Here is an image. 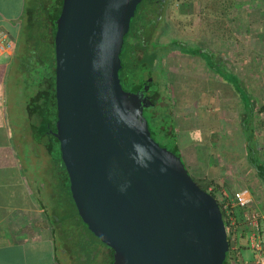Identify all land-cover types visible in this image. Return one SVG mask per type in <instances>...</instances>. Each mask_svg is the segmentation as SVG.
Instances as JSON below:
<instances>
[{
	"label": "water",
	"instance_id": "obj_1",
	"mask_svg": "<svg viewBox=\"0 0 264 264\" xmlns=\"http://www.w3.org/2000/svg\"><path fill=\"white\" fill-rule=\"evenodd\" d=\"M141 0H62L53 20L57 139L82 221L111 264H224L226 226L214 196L144 115L147 79L127 89L121 52Z\"/></svg>",
	"mask_w": 264,
	"mask_h": 264
},
{
	"label": "rangeland",
	"instance_id": "obj_2",
	"mask_svg": "<svg viewBox=\"0 0 264 264\" xmlns=\"http://www.w3.org/2000/svg\"><path fill=\"white\" fill-rule=\"evenodd\" d=\"M166 4L163 17H161L162 24L158 30L160 43L169 41L173 37L185 40L191 46L207 48L212 53L216 66L221 68V71L224 69L227 72L226 79L230 82L227 83V80L220 77L219 69H209L199 56L184 54L179 50L163 54V56L159 55L160 59L158 58L153 67L159 102L152 110L167 117L166 123L173 128L174 141L171 139L165 143L158 134H155V139L163 145L165 144L169 149L175 143L184 141V134L177 131L173 125V119L166 114L168 109H172L175 117L181 112L186 113L189 117L192 116L193 125L197 124L202 128L209 127L211 129L213 123L214 131L209 132L219 133L218 142H221L220 138L224 129L223 120L226 114H224L225 104L228 100L239 99L238 85L248 93L256 110V143L260 148V155L264 159V110H261L264 106V0H167ZM24 39L20 28L14 57L6 72L5 114L7 127L8 131L13 132L15 138V142L11 143L18 154V163L21 166L20 178L23 180L24 177L23 182H28L31 187L33 185L35 189L38 187L35 199L43 205L49 214L48 223H53L51 215L63 214L70 218L74 216L75 208L62 194L59 181L64 175V171L51 159L52 155L57 156L56 144L51 148L52 152L49 153L48 158L44 147L37 143L41 140L43 143L51 142L49 139L50 127L43 131L38 129L32 137L33 142L22 138L30 129L27 104L30 102V95L34 93L38 81L41 79L42 67L40 68L38 65H40V61L43 62L42 57L40 60L35 59L26 74L20 73V65L26 61L28 56ZM162 57L165 58V61L162 60ZM52 60V53L49 52V74L46 76L49 79L53 75ZM139 80L142 82L144 79L139 78ZM238 80L239 83L234 84ZM49 94H51V90H49ZM232 94L233 96H231ZM49 105L53 107L52 103H48L46 105L48 109ZM197 108L200 109L197 110ZM145 112L149 114L148 110ZM51 119L52 116L47 117V120ZM196 121L198 122L196 123ZM207 121H212L209 126ZM200 122H203L204 125L201 126ZM150 124L153 130H156L154 118H150ZM12 125L15 126V129ZM187 135L195 139L198 133L190 132ZM202 137L205 138L204 135ZM220 158L223 160L224 156ZM236 165L238 166V163ZM220 178H207L198 181L201 183L213 181L207 189L214 192L225 213L233 212L237 221L238 244L241 245L243 255L250 259L251 251L246 239L241 236V232L244 230L243 215L239 208L233 206L232 201L234 193L241 189L234 191V188L230 186V181H222ZM250 182L252 183L250 188L252 192H247L250 209H254L260 214L259 222L264 248V185L252 172ZM230 190H232V196L226 195ZM78 222L74 219H65L63 226H58L56 229L50 228L48 231L40 230L39 235L41 233V235L49 237L51 264L53 262L54 264H85L84 261L72 259L70 254L76 252V249L79 251L81 248L88 247V244L81 239L83 233L74 232V225ZM59 229H61V233H64V236L60 235ZM99 249L103 254L99 251L94 252L97 256L95 257L96 262L109 264L106 255L109 253L108 250L100 247Z\"/></svg>",
	"mask_w": 264,
	"mask_h": 264
},
{
	"label": "crops",
	"instance_id": "obj_3",
	"mask_svg": "<svg viewBox=\"0 0 264 264\" xmlns=\"http://www.w3.org/2000/svg\"><path fill=\"white\" fill-rule=\"evenodd\" d=\"M23 10L24 0H0V31L6 33L14 44L11 50L0 52V264H51L49 237L41 233L39 235L40 230L48 231L51 228L48 223L49 216L43 205L35 199L38 187L35 189L34 185L31 187L28 182H23L24 177L23 180L20 178L21 166L18 163V154L12 146L15 138L13 132L8 131L5 114L6 72L14 57ZM244 95L242 93L239 99L228 100L225 104L221 142H218L219 133L209 132L214 131L213 123L211 129L202 128L197 124L193 125L192 116L191 118L181 112L175 117L172 109L171 112L174 127L185 136L182 143H176V148L191 176L200 181L221 177L220 180L231 182L229 184L234 191L245 189L251 193V172L256 176L257 174L247 161L244 123L251 124L250 128L256 140L257 115L252 103L250 114L247 112V98ZM29 100L27 112L30 129L22 138L33 142L32 137L40 126L39 118L29 115L30 106L33 107L35 102L32 94ZM211 122L207 121V125ZM200 125H204L203 122ZM12 127L15 129L14 125ZM190 132H197V138L189 137L187 134ZM37 143L44 147L49 158V142L43 143L41 140ZM257 150L260 152L259 147ZM221 156H224L223 160ZM231 191L226 195L232 196ZM237 233L236 227V238Z\"/></svg>",
	"mask_w": 264,
	"mask_h": 264
},
{
	"label": "trees",
	"instance_id": "obj_4",
	"mask_svg": "<svg viewBox=\"0 0 264 264\" xmlns=\"http://www.w3.org/2000/svg\"><path fill=\"white\" fill-rule=\"evenodd\" d=\"M61 1L62 0H24V10L22 13V26L21 33H23L25 39V43L27 45V58L26 61L20 65V73L23 75L26 74L28 69L33 64L32 61L40 60V57L43 58V62L40 61V68L42 67L41 79L38 81V85L32 93V100H34V106L30 108L29 115L36 116L39 118L38 126L43 131L47 127H52L55 117H56V99H55V55H54V29H53V20L58 15L61 9ZM167 0H141L132 19L130 22L129 29L124 38V42L122 45L121 52V64L122 68L119 71V77L121 84L127 89L136 88L141 81L138 79H151L154 82V69L153 67L157 63L159 55L163 56V54L170 53L175 50H179V52L188 54L191 56H199L202 58L211 70L221 69L217 67L213 60L212 53L204 47L200 46H191L187 43V41L182 39H177L171 37L169 41H163L160 43L158 30L160 25L162 24V19L165 7L167 4ZM230 7V6H228ZM165 24V23H164ZM167 26V25H166ZM162 45V46H159ZM164 45V47H163ZM49 52L52 53V72L53 75L47 78V74H49ZM160 59V58H159ZM162 60L165 61V58L162 57ZM165 63V62H164ZM221 67V65H220ZM224 68V67H223ZM222 70V69H221ZM219 71L220 77L224 80L226 79L227 72L223 69V71ZM143 80V81H144ZM230 82V80H227ZM125 83V84H124ZM234 82V84H238ZM237 89L240 95L243 93L247 94V112H251L252 106L251 101L247 92H244L237 85ZM49 90H51V94H49ZM50 95V97H49ZM51 99V101H50ZM49 101V102H48ZM48 103H52L53 107L49 105V109L46 107ZM148 108L147 114L144 111V115L146 116L150 128L152 130L153 137L155 139V134H158L159 137L166 143L171 139L174 141L173 130L170 124L166 123V118L163 115L159 114L157 111H153ZM264 110V106L261 108ZM168 117L173 119L172 112L170 109L166 111ZM51 117V120H47V117ZM155 119V127L156 130H153L150 124V118ZM172 124V122H171ZM245 133H246V152H247V161L248 163L255 169L257 177L264 185V159L261 157L260 152L257 150V143L254 139V135L252 134V130L250 128L251 124L248 122L244 123ZM40 131V130H39ZM156 131V132H155ZM49 132V131H48ZM156 140V139H155ZM157 141V140H156ZM159 142V141H157ZM161 143V142H159ZM56 144L57 147V156L52 155V162L54 164H58L64 171V175H62L61 180L59 181L62 194L66 197L67 201H69L72 206L75 208L74 216L68 218V216H63L59 214H53V223H49L52 229H56L58 226H63V222L65 219H74L79 222L74 225V232L78 231V233H83L81 235L82 241L88 244L87 248H81L79 251L76 249V252H71V258L77 261H84L85 264H94L95 257H97L94 252H100L99 247L103 246L108 249L109 253H106L109 259V264L112 263V250L105 246L88 228V226L82 221L80 218L73 198L71 196L70 187H69V178L68 174L65 170L64 164L60 157L59 145L57 139L55 137H51V142H49V153L52 152L51 148ZM163 144V143H161ZM165 145V144H164ZM169 148V147H168ZM170 150L176 152L177 155L180 156L176 143L173 145ZM51 155V154H50ZM193 178V177H192ZM197 185L201 187L203 190L210 193L212 196H215L214 192L208 191L207 187L212 182H203L196 181ZM217 187V186H215ZM219 207L222 212V216L224 219L225 226L227 225L226 213L222 208L220 201L216 198ZM70 210V209H69ZM49 216V214H48ZM49 220V217H48ZM64 231V230H63ZM245 231L242 230L241 236H245ZM60 235L64 236V233H61V229H59ZM53 238V236H52ZM229 240V237H227ZM89 240V242H88ZM240 248L241 245L239 244ZM242 249V248H241ZM97 250V251H96ZM71 251V250H66ZM75 251V250H74ZM100 254V253H98ZM228 263L227 253L225 256L224 264ZM82 264V263H81Z\"/></svg>",
	"mask_w": 264,
	"mask_h": 264
},
{
	"label": "built area",
	"instance_id": "obj_5",
	"mask_svg": "<svg viewBox=\"0 0 264 264\" xmlns=\"http://www.w3.org/2000/svg\"><path fill=\"white\" fill-rule=\"evenodd\" d=\"M13 42L8 38L6 33L0 31V52L9 51L13 48ZM233 206L239 208L242 212V226H244V238L246 239L251 258H246L238 244L236 238V217L233 212H226V232L229 237V249L227 252V264H264V248L260 230V214L250 209V200L247 190L236 191L232 198Z\"/></svg>",
	"mask_w": 264,
	"mask_h": 264
},
{
	"label": "flooded vegetation",
	"instance_id": "obj_6",
	"mask_svg": "<svg viewBox=\"0 0 264 264\" xmlns=\"http://www.w3.org/2000/svg\"><path fill=\"white\" fill-rule=\"evenodd\" d=\"M148 96H149V101L151 102V103H153V106H151L150 107V109H152L155 105H157L158 104V102H159V95H158V93H157V88L156 89H153V88H151L148 92ZM149 109V110H150ZM146 110H148V108L147 109H145V111ZM51 128V127H50ZM51 137H54L50 132H49V139H51ZM106 246V245H105ZM100 248H103V249H107L106 247H100ZM100 250V249H99ZM108 250V249H107ZM106 250V251H107ZM100 253H102V251L100 250ZM103 254V253H102ZM105 254V253H104ZM94 264H98V262H96L95 261V263Z\"/></svg>",
	"mask_w": 264,
	"mask_h": 264
}]
</instances>
